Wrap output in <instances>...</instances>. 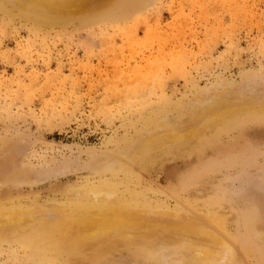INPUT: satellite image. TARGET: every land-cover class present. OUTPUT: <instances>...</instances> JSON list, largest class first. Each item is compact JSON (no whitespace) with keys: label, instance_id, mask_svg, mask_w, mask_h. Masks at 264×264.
Listing matches in <instances>:
<instances>
[{"label":"rangeland","instance_id":"rangeland-1","mask_svg":"<svg viewBox=\"0 0 264 264\" xmlns=\"http://www.w3.org/2000/svg\"><path fill=\"white\" fill-rule=\"evenodd\" d=\"M66 13L0 0V215L63 224L0 236V264H183L150 240L76 246L104 190L224 217L238 264H264V0H89ZM217 99L252 108L206 122ZM158 122L188 137L126 156Z\"/></svg>","mask_w":264,"mask_h":264},{"label":"bare ground","instance_id":"bare-ground-1","mask_svg":"<svg viewBox=\"0 0 264 264\" xmlns=\"http://www.w3.org/2000/svg\"><path fill=\"white\" fill-rule=\"evenodd\" d=\"M9 1L17 6L41 9L43 11L54 12V13L67 12L66 14L72 11V9L74 7H77V5L79 4L86 5L89 3V0H9ZM221 104H222V100L220 101L217 99L215 100V103H213L207 108H204L201 111V114H204L203 116H205L204 118L206 122L208 121L212 123L214 121H221L223 119L229 118L230 116H232L233 113L238 112L243 108L251 107L250 104H243L238 106H234V105L224 106L223 104L222 105ZM157 124H159V122L156 123L154 127L152 126L153 128L152 127L150 128L151 130L149 131L148 135L145 138L143 139L136 138V140H133L131 142L128 141L130 143H128L127 147H125L124 149L126 156L127 155L131 156L132 159L135 161L136 160L141 161L143 159L145 160L149 157H152V153L157 147L162 148L166 145H169L172 141H175L177 139L186 140L185 138L188 137V135L185 134V131L171 132V131H167L166 126L161 127L158 126ZM211 125L212 124H210V126ZM157 130H161V133L160 132L157 133ZM103 162H105V160H103ZM112 165L113 168H118L121 166V168L123 169L124 167L122 164L118 166V162L117 165L114 164ZM114 192L115 191L113 190L94 192L95 197L104 200L103 203L104 206L91 208V210L86 211L81 216L80 221L78 222H80L82 225L83 234L79 238L74 240V242H76L77 244L76 246L89 245L95 243L97 244V249L100 250L102 249V247H105L106 245L112 242L122 243L126 241L127 243V240L128 241L150 240L151 245L153 244L154 246L155 245L162 246L165 250H168L173 253L180 252L182 256L181 260L183 261V264H232L233 261L236 264L240 263V260L236 257L230 244H228L225 238H223V236L217 230L218 228L225 230L226 222L224 217L211 215V220L206 221L203 218H201V216H196L193 214H184L180 212L165 213V212L154 211L145 208L125 206V204H122L121 202L118 201L119 199L117 200L116 198H114L113 196ZM1 210H5V209H0V211ZM7 210L9 209H6V212ZM11 211H9L6 214L4 213L5 215H3V212H1L0 215V236L4 238L27 232L26 230L37 222H41V223L43 222L42 225L43 224L44 225L43 226L41 225L42 227L39 229V230H43L42 232L52 231L58 227L60 231L59 233H61L62 223L58 221V218L56 221V219H51L50 216L48 220L45 218H40L38 217V215H34L33 213H30V215H28L29 214L28 212H27L28 214L23 213L25 215L23 214L21 215L20 211H19V215H17L18 212L15 211L16 212L15 213L16 216H15V214H9L14 212ZM47 236L49 237V235ZM57 236L60 235L58 234ZM63 238H65V240L68 243H71L72 241V238H67V236L65 237L63 235ZM37 242H40V240ZM53 242L54 240L50 241L49 244L52 246ZM84 248H86V246ZM93 255L94 253L91 254V256ZM78 262L73 261V263L71 264H79Z\"/></svg>","mask_w":264,"mask_h":264}]
</instances>
